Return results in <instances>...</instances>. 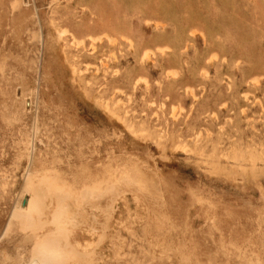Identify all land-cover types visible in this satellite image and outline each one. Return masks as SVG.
Masks as SVG:
<instances>
[{"label": "rangeland", "instance_id": "rangeland-1", "mask_svg": "<svg viewBox=\"0 0 264 264\" xmlns=\"http://www.w3.org/2000/svg\"><path fill=\"white\" fill-rule=\"evenodd\" d=\"M42 169L140 181L135 264H264V0H0V189Z\"/></svg>", "mask_w": 264, "mask_h": 264}, {"label": "bare ground", "instance_id": "bare-ground-1", "mask_svg": "<svg viewBox=\"0 0 264 264\" xmlns=\"http://www.w3.org/2000/svg\"><path fill=\"white\" fill-rule=\"evenodd\" d=\"M25 175L18 193L0 189V202H12L5 236L11 240L16 232L30 243L24 264H135L133 223L120 221L117 208L121 199L127 201L130 184H141L135 183L137 177L132 183L130 175L122 174L125 184L116 178L79 188L58 171L29 170ZM7 262L17 260L6 256Z\"/></svg>", "mask_w": 264, "mask_h": 264}]
</instances>
